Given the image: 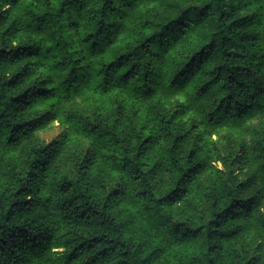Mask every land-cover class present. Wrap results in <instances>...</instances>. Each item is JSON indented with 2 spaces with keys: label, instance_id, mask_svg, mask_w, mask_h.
I'll use <instances>...</instances> for the list:
<instances>
[{
  "label": "clouds",
  "instance_id": "1",
  "mask_svg": "<svg viewBox=\"0 0 264 264\" xmlns=\"http://www.w3.org/2000/svg\"><path fill=\"white\" fill-rule=\"evenodd\" d=\"M0 264H264V0H0Z\"/></svg>",
  "mask_w": 264,
  "mask_h": 264
}]
</instances>
